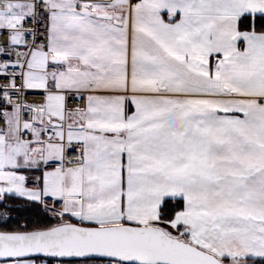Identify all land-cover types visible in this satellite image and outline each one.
Returning <instances> with one entry per match:
<instances>
[{
    "label": "snow or ice",
    "instance_id": "6c2138e0",
    "mask_svg": "<svg viewBox=\"0 0 264 264\" xmlns=\"http://www.w3.org/2000/svg\"><path fill=\"white\" fill-rule=\"evenodd\" d=\"M0 264H264V0H0Z\"/></svg>",
    "mask_w": 264,
    "mask_h": 264
}]
</instances>
